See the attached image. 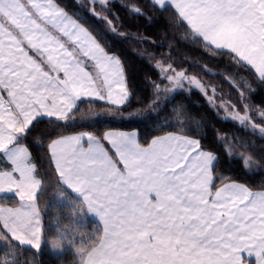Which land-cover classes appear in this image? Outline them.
<instances>
[{
    "label": "snow or ice",
    "instance_id": "obj_1",
    "mask_svg": "<svg viewBox=\"0 0 264 264\" xmlns=\"http://www.w3.org/2000/svg\"><path fill=\"white\" fill-rule=\"evenodd\" d=\"M114 7V0H0V194L18 198L0 206V264H36L46 250L69 249L74 264H264V183L257 191L237 181L218 184L221 157L180 121L182 105L171 110L173 130L144 143L133 130L67 133L72 124L110 123L107 117L130 106L127 67L89 22L116 33ZM121 7L149 21L153 11L169 13L166 30L183 29L184 41L227 57L225 79L238 99L217 107L264 140V107L252 103L253 85L264 88V0H128ZM150 59L158 75L150 81L153 99L129 120L158 119L169 94L174 101L186 84L207 91L170 54ZM85 97L104 101L108 111L80 113ZM45 117L65 131L41 130ZM218 139L225 164L238 158L245 169L264 172V148L249 152V143ZM37 152L50 172L40 171ZM85 211L98 218L94 233L82 230Z\"/></svg>",
    "mask_w": 264,
    "mask_h": 264
},
{
    "label": "trees",
    "instance_id": "obj_2",
    "mask_svg": "<svg viewBox=\"0 0 264 264\" xmlns=\"http://www.w3.org/2000/svg\"><path fill=\"white\" fill-rule=\"evenodd\" d=\"M116 7L112 8V13L117 16L115 22L116 33L109 30L108 26L103 21H98L89 17V22L97 30V34L102 38V42L106 49L119 57L127 67V84L132 93L130 106L123 111L117 113L114 118L107 117L110 123H101L90 129H81L72 124L67 129V133L74 131H93L102 133L103 131L112 129L120 131L136 130L140 134L141 143L150 141L156 134H164L166 131H172L170 125L177 124L175 117L171 115L173 105L183 106L187 115H182L179 119L184 123L186 128L194 133V137L201 139V144L205 149H211L218 153L221 157V163L217 165L219 175L217 183L221 181L227 183L237 181L247 184L253 191H257L260 185L264 183V172L257 169L251 171L243 167V161L238 158L228 164L225 160V141L218 139V136H227L229 142L238 143L240 141L249 143L247 151L259 152L260 148H264V140L260 139V133H253L251 129L239 125L237 122L224 117L222 108L217 107L225 101L236 103L238 99V90L234 88L225 79L228 74L226 69L227 57L212 56L202 51L199 46L188 43L181 39L183 29L177 32L174 28L165 29V24L170 20L169 13H164L161 18V13L153 11V19L149 21L147 18H141L132 15L126 11L121 5L128 3V0H114ZM135 2L144 4L147 0H135ZM65 3L71 5L72 0H65ZM81 5L88 3V0H80ZM103 9L99 5L96 7V12L100 13ZM111 18V17H110ZM159 21V22H158ZM177 37L176 40L173 37ZM161 45H163L161 47ZM171 46L172 51L169 52ZM155 54L157 60L162 56L171 55L172 61L176 64H181L183 69L197 78L207 88L193 89L184 91L178 95L174 101L172 97L168 98L171 102L167 108L160 112L159 118L156 120L150 119H134L129 120V113L143 106L148 105L153 99V89L150 81H157L158 75L153 71V65L156 61L151 60L150 56ZM231 75L237 79H247L245 73L237 75L235 69H231ZM256 88L255 94L252 96V103L256 106L264 107V88ZM215 89V97L210 103V98L213 97ZM161 107L164 106V99L159 101ZM104 102L84 100L80 103V113L88 114L106 112ZM231 111V110H230ZM80 113H77V119H82ZM243 114V113H241ZM123 116V119L121 118ZM167 116V119L165 117ZM51 119H44V122L39 125L40 129L48 133L54 131L64 132L63 128L56 129V125L50 122ZM256 122H259L258 117ZM32 137H29L31 141ZM246 149L240 148L239 152H244ZM239 152L235 153L237 157ZM39 157V166L42 173L50 172V163L42 152H37ZM2 166V165H0ZM52 178L50 177V180ZM51 193L42 196L40 204L42 208H47L49 205V197ZM16 199L6 198L1 199L0 203L11 206ZM55 209L51 210L50 215L45 217L48 223H51L52 217L56 216ZM68 223L67 220L64 221ZM100 226L91 221L85 211V219L82 221V230L88 233H94ZM52 236V233H49ZM36 264H74L78 259L73 250L69 249L64 253H52L47 250L38 255Z\"/></svg>",
    "mask_w": 264,
    "mask_h": 264
},
{
    "label": "crops",
    "instance_id": "obj_3",
    "mask_svg": "<svg viewBox=\"0 0 264 264\" xmlns=\"http://www.w3.org/2000/svg\"><path fill=\"white\" fill-rule=\"evenodd\" d=\"M84 100H90L89 98H84ZM92 101H95L94 100V98H93V100ZM97 102H102V101H97ZM44 119H51V118H47V117H45ZM133 131H136V130H133ZM138 132V131H137ZM138 134H139V132H138ZM139 139H140V134H139ZM8 199V198H11L10 196H5L4 194H0V200L1 199ZM16 200H18V198H15ZM0 206H9V205H3L2 203H0ZM87 213V212H86ZM87 216H88V218L91 220V221H93V222H95L98 226H100V223H99V221H98V218L97 217H95L94 215H92V214H90V213H87Z\"/></svg>",
    "mask_w": 264,
    "mask_h": 264
},
{
    "label": "rangeland",
    "instance_id": "obj_4",
    "mask_svg": "<svg viewBox=\"0 0 264 264\" xmlns=\"http://www.w3.org/2000/svg\"><path fill=\"white\" fill-rule=\"evenodd\" d=\"M166 66V65H165ZM190 76H192L190 73H188ZM194 77V76H193ZM193 89H197L195 86H188L187 84L185 85V88L183 89V92L184 91H189V90H193ZM202 90V89H201ZM170 97H172V94L170 93L169 94V96L167 97V98H170ZM85 98H87V97H85ZM161 99H164L163 97L161 98ZM102 102H104V101H102ZM105 103V102H104ZM223 110V109H222ZM230 111V110H229ZM223 112H224V110H223ZM224 117L225 118H228L227 117V115H226V112L224 113ZM52 119V118H51Z\"/></svg>",
    "mask_w": 264,
    "mask_h": 264
}]
</instances>
